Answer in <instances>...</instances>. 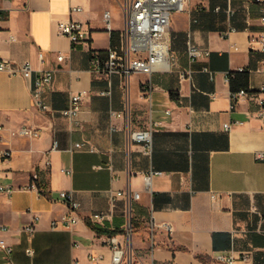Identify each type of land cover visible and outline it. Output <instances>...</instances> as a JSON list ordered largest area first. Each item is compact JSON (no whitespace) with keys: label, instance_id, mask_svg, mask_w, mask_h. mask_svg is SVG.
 Returning a JSON list of instances; mask_svg holds the SVG:
<instances>
[{"label":"crops","instance_id":"obj_1","mask_svg":"<svg viewBox=\"0 0 264 264\" xmlns=\"http://www.w3.org/2000/svg\"><path fill=\"white\" fill-rule=\"evenodd\" d=\"M72 6L82 10L71 13ZM261 8L254 0H188L172 14L168 68L125 79L94 64L118 42L122 0H0V60L28 61L34 74L54 70L46 111L33 103L31 79L0 71V186L13 188L0 192V240L11 247L0 248V264H89L90 253L108 258V237L123 239L128 228L133 258L143 264H229L220 254L231 264H264ZM68 18L84 23L90 39L72 44L60 34ZM189 43L209 54L191 62ZM241 69L233 86L252 96L231 108L229 75ZM79 92L86 95L71 121L61 111ZM24 127L39 135H21ZM148 127L150 153L129 138ZM151 171L161 174L149 187ZM61 191L80 203L71 229L52 228L70 213ZM94 213L109 216L94 221ZM32 222L29 240L22 228Z\"/></svg>","mask_w":264,"mask_h":264},{"label":"built area","instance_id":"obj_2","mask_svg":"<svg viewBox=\"0 0 264 264\" xmlns=\"http://www.w3.org/2000/svg\"><path fill=\"white\" fill-rule=\"evenodd\" d=\"M188 0H122V7L125 13V24L119 32L118 42L113 45L104 59L97 57L95 60L96 70L103 72L107 75L119 74L125 79H128L133 73L144 72L152 73L155 69H166L169 66V34L172 14L177 11L185 9ZM262 3V16L261 21L264 24V0H254ZM82 8L80 6H72L70 12H79ZM3 16L0 14V21ZM104 20L107 28H110V13H104ZM60 34L68 37L72 44H76L81 41H87L90 39V30L81 21L68 18L61 20L58 23ZM1 33V28H0ZM261 46V50L264 52V32L256 39ZM187 54L191 62H194L209 54V51L199 47L198 45L189 43L187 47ZM39 58L43 59L44 54L39 53ZM58 61H62L64 56L59 53L57 56ZM264 63V61H263ZM243 70V69H241ZM0 71L7 72L10 75H20L24 78L32 80V99L34 105L42 110L49 109V105L45 100V93L50 87L54 79V70H43L34 74L30 62L25 61L21 64L14 63L11 60H0ZM204 71L213 76V71L205 67ZM190 72H187V77L190 78ZM264 91V85L261 89ZM86 92L75 93L71 97V103L68 108L61 111V113L68 117L71 121H75L81 108L82 102ZM252 94L246 90L241 89L236 92H232V104L231 108H234L236 103L245 97H251ZM262 109L260 116L264 118V99L259 101ZM118 116L121 114L118 113ZM224 128L229 130L230 124L225 123ZM2 127H0V130ZM21 135L38 136L39 131L31 130L27 127L19 130ZM152 137L153 128L148 127L146 129H139L130 131L129 138L132 141L143 142L146 146V152L152 151ZM57 144L56 142L54 143ZM84 143H75V148H82ZM93 150L92 148H90ZM4 156L10 155V152L4 151ZM256 158L264 160V153L257 152ZM156 174H161L159 171H151L146 174L145 179L147 185L150 187L152 177ZM32 189H38L37 185L32 183L30 185ZM12 187L0 186V192L11 193ZM60 197L66 202L70 213L60 220L52 222V228L71 229L79 220L74 213L80 208V203L77 202L73 194L67 191H61ZM126 196L137 199L140 197L138 193L128 195L125 192H118L115 196ZM114 196V195H113ZM216 193H212V198H217ZM109 215L105 213H94L91 215V219L94 221H101L107 218ZM37 220V217H36ZM162 227L167 231H172V225L170 223H163ZM0 228L4 229L0 224ZM22 230L28 235V239L31 240L34 232L36 231V224L34 222L23 226ZM131 228H128L123 235V239H119L118 235L108 237L107 244L110 249L109 257H105L102 254L90 253L88 255L89 264H143L136 261L133 258V252L130 247ZM0 248L5 252L10 253L11 247L4 240H0ZM27 255H33L35 250L32 247L25 249ZM217 259L220 261L231 264L233 262L232 257H225L224 255H218ZM242 259L247 260L249 256L244 254ZM70 264H80L78 261H74ZM152 264V263H151Z\"/></svg>","mask_w":264,"mask_h":264},{"label":"trees","instance_id":"obj_3","mask_svg":"<svg viewBox=\"0 0 264 264\" xmlns=\"http://www.w3.org/2000/svg\"><path fill=\"white\" fill-rule=\"evenodd\" d=\"M246 72V70L245 69H243V70H240V71H236V72H233V73H230V75H229V82H230V85H231V87H232V92H236V91H239V90H241V89H246L245 87H242V88H238V89H236L233 85V83L235 82V80H236V78L238 77V75L240 74V73H245ZM246 90H248V89H246ZM249 91V90H248Z\"/></svg>","mask_w":264,"mask_h":264}]
</instances>
